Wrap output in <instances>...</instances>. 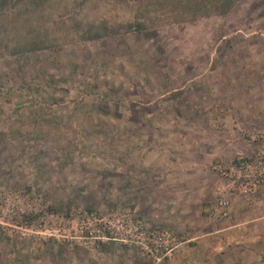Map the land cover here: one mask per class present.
Returning a JSON list of instances; mask_svg holds the SVG:
<instances>
[{"label": "rangeland", "instance_id": "obj_1", "mask_svg": "<svg viewBox=\"0 0 264 264\" xmlns=\"http://www.w3.org/2000/svg\"><path fill=\"white\" fill-rule=\"evenodd\" d=\"M171 7L20 0L0 10V264H70L121 246L158 261L167 252L148 231H173L170 251L185 238L167 223L182 187L172 173H201L204 152L216 201L213 165L264 147V0L193 18ZM140 13L145 27L124 29ZM103 24L119 30L94 36Z\"/></svg>", "mask_w": 264, "mask_h": 264}, {"label": "crops", "instance_id": "obj_2", "mask_svg": "<svg viewBox=\"0 0 264 264\" xmlns=\"http://www.w3.org/2000/svg\"><path fill=\"white\" fill-rule=\"evenodd\" d=\"M214 152L223 156L219 151ZM203 154V159L197 160L201 173L177 171L167 179L182 183L180 190L172 191L177 199L166 201V222L185 231V238L173 251L155 261L127 246L118 248L117 254L110 253L107 248L104 252L93 249L87 252L85 261H80L76 254L70 264H264V194L247 197L228 192L230 204L227 215H222L217 200H210L218 178L214 174L207 177L202 172L206 160ZM186 161L188 164L194 162L192 159ZM208 178L214 179L212 183L209 181L210 187L206 183ZM192 179L197 181L194 187ZM151 217L153 225L161 224L157 214Z\"/></svg>", "mask_w": 264, "mask_h": 264}, {"label": "built area", "instance_id": "obj_3", "mask_svg": "<svg viewBox=\"0 0 264 264\" xmlns=\"http://www.w3.org/2000/svg\"><path fill=\"white\" fill-rule=\"evenodd\" d=\"M258 135L264 142V130ZM213 167L222 178L216 185L217 205L222 215H227V206L230 202L228 192L241 193L247 197L264 194V147L254 155L239 156L226 163L217 162ZM134 225L136 228H142L141 224ZM146 237L156 244L162 243L165 252L179 243L177 235L169 229L150 230ZM154 248L151 247L149 250L152 251Z\"/></svg>", "mask_w": 264, "mask_h": 264}, {"label": "trees", "instance_id": "obj_4", "mask_svg": "<svg viewBox=\"0 0 264 264\" xmlns=\"http://www.w3.org/2000/svg\"><path fill=\"white\" fill-rule=\"evenodd\" d=\"M19 1L20 0H0V10L12 7ZM37 1L40 2L43 0ZM237 1L238 0H169L170 4L172 5V7L169 9V12H171L172 16L175 18L183 17L182 15L185 11L188 12L192 18L209 14H225L234 7ZM140 14L141 15L135 17L133 20L125 22L124 29L131 30L145 27L146 21L143 20L145 17L142 16L143 13ZM106 28H108L107 24H103L102 30L104 31H97L94 33V36H99L104 32L119 30L110 29V31H105ZM31 47L35 46L32 45Z\"/></svg>", "mask_w": 264, "mask_h": 264}]
</instances>
